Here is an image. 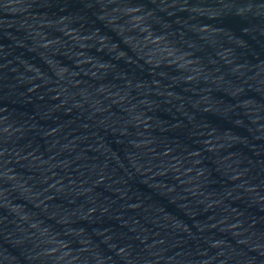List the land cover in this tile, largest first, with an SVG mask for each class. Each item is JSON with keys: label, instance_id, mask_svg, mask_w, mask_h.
Returning <instances> with one entry per match:
<instances>
[{"label": "water", "instance_id": "95a60500", "mask_svg": "<svg viewBox=\"0 0 264 264\" xmlns=\"http://www.w3.org/2000/svg\"><path fill=\"white\" fill-rule=\"evenodd\" d=\"M260 245L264 0H0V264Z\"/></svg>", "mask_w": 264, "mask_h": 264}, {"label": "clouds", "instance_id": "9594fccd", "mask_svg": "<svg viewBox=\"0 0 264 264\" xmlns=\"http://www.w3.org/2000/svg\"><path fill=\"white\" fill-rule=\"evenodd\" d=\"M230 5L228 4H225L224 7H229ZM237 11H240L242 13L248 11V8L245 6V7H240V8H237ZM261 248H264V245H260Z\"/></svg>", "mask_w": 264, "mask_h": 264}]
</instances>
